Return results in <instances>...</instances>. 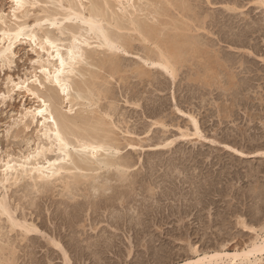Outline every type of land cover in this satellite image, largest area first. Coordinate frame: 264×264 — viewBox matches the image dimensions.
<instances>
[{"label": "rangeland", "instance_id": "1", "mask_svg": "<svg viewBox=\"0 0 264 264\" xmlns=\"http://www.w3.org/2000/svg\"><path fill=\"white\" fill-rule=\"evenodd\" d=\"M75 1L78 3L80 1H83L82 3H84L85 5L88 4L86 5V7L90 6L91 4L89 0ZM93 1L97 3L98 1H100L102 3H100L99 6H102L103 8L106 7V0ZM178 1L175 2V0H172L171 4L180 3L181 0L179 2ZM186 1L189 4L186 3L187 5L185 7L181 5L180 7L187 9V6L191 5L192 3L193 6H189V9L187 10H183L180 7L177 8V6H179L178 4H170V6H168L170 2L168 4L166 2L164 5H162L163 2L161 3V6H163L162 8H164V11L167 7H169V9H166V12L168 11V14H163V17L161 16L162 18L159 17V15L158 19H168V21L171 23V26L173 25L172 28H170V24L166 27V24H168L167 20L165 26H161L162 23H165L163 20V22H159L158 20V23L156 19H152V16L149 15V11H147L150 9H154L152 4H150L149 8L147 6H144V3L146 5L149 4V2H147L146 0L137 1V6L140 3L139 6L143 7L144 9L143 11H141L140 16L142 15V13H145V16H143L144 14L141 16L142 18H146L149 16L151 18V20H149L150 23L152 22L153 24L154 22L155 25H158L159 30H161L163 27V31H161V38H163L164 43L167 44L165 46L174 47L175 45L178 47V45L180 44L179 48L182 49V51L188 52L182 53L181 63H179L180 65L178 64L177 67L179 68L180 66L181 69H178L179 71L177 70L179 72H177L178 74L176 73L177 77L175 76L173 78L170 73L169 76L167 74V71H164V69L157 65L155 67V65H151L149 63L147 64L144 57L147 52V47L155 49V45L152 44L153 41L151 43L150 41L144 42L138 32H133L131 30H128L127 28L119 29L116 28L114 25L109 26V29L111 28L110 30L116 31L120 34H130V36L133 35L132 37L135 38V40L136 38L142 40L140 41L138 39L135 41L136 43L133 41L132 48H134L135 51L132 50V48H129V50L131 51H129V54L128 52L122 51H110V53L108 52L109 50L105 48L106 51L108 50L106 52L107 54H117L118 59H116V61H118L119 66L123 64L121 68L119 67V70L122 69L120 71L123 72L119 73L118 71L119 75L118 73H112L110 67H108L107 65H104L105 67H101L98 65L99 62L97 60L91 59L92 61H89L93 65H91V63H89V66L86 65L88 64L86 62H89L87 60L83 62L84 64L80 65V68H86L87 71L91 70L92 72H89L93 74H88L89 72H87L85 69L82 71H85L84 75L88 76L84 77L83 74H78V76H76L77 78L75 77V79L77 80L78 77L81 78L82 81L84 79V87H86V85L91 87L88 89L89 92L87 93V95L89 93H93L95 96L92 97L91 101L81 98H79L80 100L74 99L76 102L78 100L79 101L77 102V105L74 106L75 113L73 111L71 114L75 115L79 112L87 113V110L89 109L90 110L88 111V115L91 116L93 112L97 116L100 115L101 112L103 113H101L99 117L104 116L103 119H106L105 121L110 125H107L106 128H110V132L111 130H114L112 132H115L114 134H116L115 137L113 136L115 140L119 138V141L116 140V143L118 141L117 146L119 147V149L121 148L122 150L120 149L121 152H118L116 158H120L119 160H121L120 156L125 157V159L128 156L130 160H128L129 158L127 157V161H131L130 164L132 163L133 165H131V167L129 168H123L126 171L127 175L125 174L123 177H120L121 175L119 171H117L115 168H103L98 171H95L92 174L100 175V180L106 182V177L107 179L109 178L110 182H108L107 180L105 187L110 188L106 189L104 188V186L102 187V189L100 188L99 191L104 194L100 193L99 191L95 192L93 190L90 192L86 191L87 193L84 191H80V197L77 196L76 199H72V194H70L69 191L66 189L67 194H69V197L71 199L68 198L66 190H64L65 188H61L63 187V184H65L62 183V180H60L61 182H54L56 184L52 183L54 185L50 184V189L48 190L41 188V184L38 185L40 189L37 186L36 188L34 186L33 189L31 185L33 186L34 183L28 179L19 181L20 183H15L12 181L6 182L5 184L1 183L2 185L0 184V198H2V196L4 197L7 194V199L10 202L9 204L10 206L12 204L13 207H11L16 212H14L15 216L21 218L20 220L27 219L29 221L30 219V223L39 226L40 229H42V231L44 232V234L46 233L47 235L45 234L46 236L44 237L42 234L43 232L39 234L34 233L32 234L33 236L28 235V237H31L30 240V238L24 236V233L21 231L20 228H16L18 232L15 231V228L14 231H12L11 225L8 224L9 222L7 216L2 215L0 212V247L1 249L5 248L4 250H0L1 254L2 252H4L2 255L0 254V258L2 257L0 262L2 261L3 264H5L7 263V258H9V260L11 262H14L15 264H65V262H63L64 257L62 255V251L47 241V238H49L47 236L50 235L51 237L54 235L53 237L59 239L58 241H60L61 244L63 243L62 245L66 248L68 255H71L70 260L72 264H175L183 262L186 259L195 258L197 254L193 253L194 247H197L200 250V253H202L203 251L213 253L216 250H224L233 253L236 251H240L245 247H248L251 241L257 236V232L260 231L259 228L262 227L264 222V154H262L264 151V7L262 5L260 6L258 2L256 3L255 0H191V2L190 0L189 2L188 0ZM64 2L66 3V1ZM113 2L114 4L112 5ZM112 3L111 5L115 7V10L117 12H119L117 14H122V12H120L121 4L119 5L117 0H112ZM14 4L15 3L13 0H0V12L3 11L12 16L11 10H13V7L15 6ZM66 5L68 4L66 3ZM115 5H118L120 10L116 9ZM226 5L228 6L226 7ZM164 6L167 7L165 8ZM174 6H176V9L174 8ZM170 8L172 11L170 10ZM43 9H45V11ZM130 9H132L130 11L134 10L133 8ZM174 9L180 11L181 16L179 15V12H176ZM46 10L49 12H54L58 10L62 11L63 9L61 8V3H59V0L58 3L57 0H37L35 6H30L29 8H27L29 17L25 19H28L27 21L32 23L36 18H39V16L41 17L42 13L45 16L47 14ZM111 10L113 9L110 8L109 13H113L111 12ZM115 10L113 11L115 12ZM145 10L147 11L148 15L146 14ZM188 10L192 11V13ZM169 12L171 14L174 13V19H171L172 15L170 16ZM181 12L185 17H187L186 19L181 14ZM18 13L21 16L20 12ZM129 13H127L128 16L126 18H130L131 15ZM137 13L139 14V12ZM186 13L189 14L194 21ZM200 13H202V15ZM175 19L177 20L175 21ZM195 20H197L198 22ZM200 20H202L203 22H201ZM155 21L157 22V24ZM183 21L185 22V24L186 22H188V24L191 22L192 24L190 23V25L192 26V28H194L195 26L201 27L202 24L204 25L202 26V28L196 27L194 28L195 30H193L190 29L191 26L189 25V27L188 24H186L185 27ZM173 22H175V24ZM194 22L197 24H202L196 25L194 24ZM127 23L129 22H126V24ZM69 24L71 26L76 25V28L77 26L79 27L80 25H82L78 20L65 21L61 25L65 33H67V31H65L67 30L65 29V25L69 26ZM179 25L185 27V30L183 29V27L181 28L185 32H183V30L179 31ZM127 26H130V24H128ZM176 26H178L176 28L178 33L175 29ZM80 27H83V25ZM164 27L170 29H165ZM40 28L43 29L39 30V28L36 27L39 34L43 33L41 32L43 30L50 32L52 31L51 33H56V36L61 35L59 37L64 38V44H67L69 42V33H67L68 35L63 33V35L59 29L56 30V28L58 27L51 26L50 24H48V22L43 23L42 27ZM173 28L175 30H173ZM211 29L213 30V32L211 31ZM251 29L255 32L251 31ZM164 30H171L170 32H173L172 34L170 32L169 34H167ZM173 33L175 34L173 35ZM176 33L178 35H183L184 33H186L187 35L184 34V36L186 37L183 38L182 35L178 36ZM192 33H194L196 36L197 34H200V37L197 36L199 39H197V37H192V42L189 37V35L192 36ZM212 33L214 34L211 35ZM172 35H177V37L172 39ZM179 37H181L182 39L186 38L190 42L185 41L182 42L183 44L179 43L181 42L180 38L178 39V44L175 43L177 42L176 39ZM21 38L20 41L17 40L18 42L16 41L14 45L15 52L13 55L14 57L12 56V61L7 64L2 62L0 63V172L2 170L1 166L3 164V161L9 158L8 155L11 154L10 156L17 158V156L22 155L24 152H28L30 148L32 150L34 149V147L36 148L38 143H47L45 140H42L45 138H41L42 141H38V139H40V132L38 130L40 129V126L38 123H31L29 127H24L23 123H18V119H20L22 112H24L26 108H31L33 107L32 105L35 106L38 104L37 99L34 96L30 95V93H26L25 90H16L13 92L11 91L12 93L9 91L12 88V83H10L9 80H11L12 78L15 81H18L20 79L24 80L25 78H31V80H33L35 75L40 76V60L42 61V59H46L48 57V53L42 50L41 47L35 44L30 38ZM170 40L172 42L175 41V44H172ZM200 40H203L204 42ZM213 42L214 45H212ZM95 44L96 45H92L91 48H93V46H96V48L94 47V49H98V52L99 50H103L99 52H102L100 54V57H105V54L102 55L103 53H105L104 48L98 47L97 43ZM181 44L183 48H181ZM206 44L209 47L207 46L206 48ZM186 46H191L193 50L191 49V47L188 48ZM139 48L140 51L143 49L141 53L136 52ZM197 48L199 49L196 50ZM188 50L191 51L189 52ZM199 50L201 51L200 53L198 52ZM195 51L199 53V55ZM131 53L134 54L132 55ZM107 54L106 56H109ZM136 54L140 57H138ZM195 54H197V58ZM191 55L193 57L195 56V58H192ZM44 56L46 57L44 58ZM188 56L191 58V63L188 62L190 60L189 58L188 61L186 60ZM183 57L185 58L183 59ZM223 58L226 59L224 60ZM192 59H194L195 61L193 62ZM223 60L225 63L223 62ZM93 62H97L95 63L97 64V67H95L96 65ZM119 62H121V64ZM144 62L146 64H144ZM183 63L184 67H181ZM207 63L209 65H207ZM98 67L102 70H100ZM215 67H217L218 70ZM258 68L260 70H257ZM107 69H109V73H107ZM138 70H140L141 72H138ZM95 71L98 72V75H95ZM143 72L146 73L143 74ZM204 73H207L208 75H204ZM110 74H112L113 77ZM138 74L142 76V78ZM89 75L94 76H92V78ZM95 76H98V79ZM205 76L207 77L206 79L204 78ZM85 78H87L88 81L85 80ZM94 78L95 80L93 81H96V83L92 82V79ZM204 80L206 81L204 82ZM89 82L91 85H89ZM97 83L99 85V88H96ZM46 85L47 86L45 87L40 86V91H48L50 85ZM7 86L9 87V90H7ZM100 86L104 87V89ZM93 89L95 90V92ZM107 89H109L110 91H108ZM90 90L93 92H91ZM101 90H103V93ZM8 91V95L10 96L6 95ZM73 94H75L74 91ZM60 98L62 100L63 95H60ZM96 99L98 101H95ZM75 101H73L74 104H76ZM62 103L64 110L67 111L70 103L68 101L63 102V100ZM81 105L86 106V108ZM108 105H110V107ZM112 105H115V108ZM80 108L82 110L86 109V111H82L80 110ZM93 108L97 111H91L93 110ZM114 110H117L115 111L116 113L112 112ZM109 111H111L110 114L112 115L109 114ZM107 113L109 114V117ZM95 114H93V116H95ZM193 117L199 122L202 131V136H194L196 130L193 123ZM108 119L112 120L109 121ZM113 122L116 126H114ZM112 126L114 127L112 128ZM112 132L111 135H114ZM184 132L188 136L185 135V137H182L181 134L183 135ZM165 140L168 145L165 144ZM130 141H132L131 144ZM227 145L235 147L245 153L246 151L247 153H255L256 151V153H258V150L261 153L256 154L254 156H250V158H243L239 155H236V153L230 148L226 147ZM51 155L56 156V153H52L50 154V156ZM172 171L175 173H172ZM74 172L78 171L74 170ZM91 172L92 171H87V173L89 174H91ZM127 172L130 174H128ZM178 172L181 174H179ZM197 172H199V174ZM109 175L112 176L108 177ZM164 175L165 178H163ZM103 176L105 180L103 179ZM114 177H116V180ZM111 178H114V180ZM122 178L126 181H123ZM130 178L132 179L130 180ZM28 182L30 186L28 185ZM91 182L92 179L89 183ZM119 182L122 186L119 184ZM10 183H12V185ZM108 183H110L111 186H113L112 184L114 183L116 185L111 187ZM255 185L257 189L255 188ZM37 188L40 193L38 192V190H35ZM51 188H53L54 190ZM51 190L54 192H52ZM59 190L64 194L59 192ZM129 190H131L132 192ZM43 191H45V193ZM108 191L110 194L108 193ZM219 191H221V193H219ZM230 191L233 192V194ZM41 192L44 193V196L41 194ZM59 193H61V195H59ZM82 194L88 195L82 196ZM62 195L64 199L62 198ZM124 196L127 197L125 198ZM65 197L67 198L65 199ZM203 200H205L206 204H203ZM61 201H63L62 204H65L66 202V205L67 203L68 205L70 203V205L68 207L64 204L62 205L61 203H59ZM140 203L143 205V207ZM57 205L60 206V208ZM76 205L78 207H76ZM145 205H147L146 207L149 208L148 210ZM80 206L82 207V210ZM86 208L88 209V211ZM92 210L96 211L92 212ZM117 210L119 213L117 212ZM120 211H122L123 214H121L122 212ZM199 212L201 215L199 214ZM90 213H92V215ZM209 213L211 216L208 215ZM95 215L96 217H99H97V219L99 220H97V222L95 220L96 217H94ZM116 216H118V218ZM120 216L121 218L119 219ZM109 217L111 218V220ZM259 217L261 219H259ZM79 218L83 220H79ZM181 218H184V220ZM198 220L201 222H199ZM111 221L113 223H111ZM242 221L245 222L248 226L245 227ZM143 223L145 225H142ZM201 224L203 225V227H201ZM92 225H95L94 228L97 227L96 230H92ZM141 226L143 227L141 228ZM115 227L116 229L119 228L120 231L118 229L115 230ZM173 228H176L177 230H174ZM222 228L224 229L222 230ZM179 230L180 232H178ZM83 231H85V233ZM204 231L206 232V234ZM21 233L23 235H20ZM22 236L25 238L23 239ZM42 236L44 238H42ZM32 237H34V239H32ZM223 245L225 246L223 247ZM12 249L15 251H13ZM8 251L11 253V255L6 254L9 253ZM6 255L9 257L5 258ZM3 256H5L4 259L6 260L3 259ZM13 258H16V260H14ZM47 258H49L50 260H48ZM256 264H264V255L261 257V260H259Z\"/></svg>", "mask_w": 264, "mask_h": 264}, {"label": "bare ground", "instance_id": "2", "mask_svg": "<svg viewBox=\"0 0 264 264\" xmlns=\"http://www.w3.org/2000/svg\"><path fill=\"white\" fill-rule=\"evenodd\" d=\"M14 1V7H13V10H11L12 12V16H10V14H7L3 11L0 12V63H10L12 61V56L14 55V45L16 43L17 40L20 41V38L21 37H26V38H30L35 44L39 45V47H41L42 50H44L45 52H47V58L46 59H42V61L40 60V76L38 75H35L34 79L31 80V78H25L24 80L23 79H20L18 81H15L13 78L10 81V83H12V88L11 90H9V87L7 86V90H9L10 92L12 91H16V90H25L26 93H30V95L34 96L36 99H37V102L38 104L37 105H32L33 107H29V108H26L24 110V112H22L21 116H20V119H18V123H23L24 124V127H29L31 125V123H38L39 126H40V129L39 132H40V136L38 139L41 140V138H45V139H42V140H45L47 143H43L42 144H39L37 145V147L32 150L30 148V150L28 152H24L22 155L20 156H17V158L13 157V156H9V158H7L6 160H2L3 161V164H2V170L0 172V184H5L6 182H19V181H22V180H31L34 184L33 186L31 185V187H33L34 189V186L36 188V186L38 187L39 184H41V188L43 189H50V184L56 182V181H60L62 180L63 182L62 183H65L63 184V187L61 188H65L64 190H68L70 194H72V199H76V197H80L79 193L80 191H99L100 188L102 189V187L104 186V188L106 189H109L110 187H105V184L107 183V180L108 182L109 181V178L107 179L106 177V182H104L103 180H100V175H95V174H92L93 172L95 171H98L100 169H103V168H108V169H113L115 168L117 171H119L120 173V177H123L125 174H126V171L123 169V168H129L131 167L132 163L130 164L131 161H127V157L125 159V157H121V160H119L120 158H116V155L118 154V152L120 151L119 147L117 146L118 145V141H119V138L116 139L118 140L117 143H116V140H115V136L116 134H114L115 132H112L114 130H111V132L114 134V135H111V132H110V128H109V124L105 121L106 119H103L104 116H101V113L100 115H96L94 112L93 114H95V116H92L91 115H88V111L90 110H87V113L85 112H79L78 114H71L73 111L75 113V108L74 106L77 105V102L80 100L79 98L81 99H87V100H92V97L95 96L93 93H89L87 95V93L89 92L88 89L91 88L89 87L88 85H86V87H84L83 85V81L81 78L78 77V80L75 79L76 76H78V74H83L84 75V72L82 70H85L86 68L82 69L80 68V65L81 64H84L83 62L85 61H89L91 59L93 60H97L99 62V66H104V65H107L108 67H110V70L112 73H115L117 74L118 71L119 73H122L123 71H120L122 69L119 70V67L121 68L122 65L119 66L118 64V61H116V59H118L117 57V54H107L106 52H116V51H122V52H128L129 54V48H132V43L133 41L135 42L136 40H138L139 38H133L132 36L129 35H126V34H120L116 31H112L109 29V26L111 25H114L116 28H119V29H123V28H127L128 30H131V31H135V32H138L139 35L141 36L142 40L144 42H149L150 43L153 41V45H155V49H152L151 47H147V52H146V55L144 57L145 61L147 62V64H151V65H156L161 67L162 69H164V71H167L168 75L170 76V74L173 76V78L177 75L176 73L181 69L180 66L179 68L178 67V64L181 63V56H182V53H185L187 51H182V49H180V44L177 46L174 45V47H166L164 43V39L161 38V31H163V27L161 30H159V26L158 25H155L154 22L152 24V22L150 23L149 20H151V18L148 16L146 18H142L141 16H145V13H142V15L140 16V13L141 11H143V7H140L139 4L137 6V1H143V0H117L118 4L120 5L121 4V11L122 14H117L119 12H117L115 10V7L112 6L114 4V2L112 3V0H104L105 3H106V7L107 9L103 8L102 6H99L100 1L97 2H94L93 0H89L91 2L90 6L86 7V5L88 4H84L82 3L83 1H80L79 3L76 2L75 0H59V3H61V8L63 9L62 11L58 10V11H54V12H49L46 10V15L44 16L43 13H42V16L39 18H34V22L30 23L28 22L25 18L29 17V14L27 12V8H29L30 6H35L36 3H37V0H13ZM51 1V0H50ZM56 1V0H55ZM66 1V3L68 5H66V3L64 2ZM78 1V0H77ZM96 1V0H95ZM147 2H149L148 5H146L144 2V6L146 7H149L150 8V4L153 5V8L154 9H150V10H147L149 11V15L152 16V19H156V21L158 22H161L163 19H158V16L159 17H163V14H168V11L166 12V9L169 7H165V11H164V8H162L163 6H161V3L163 2L162 5H164L166 2L167 4L169 3L168 6H170L172 0H146ZM178 1V0H175V2ZM180 1V0H179ZM178 1V2H179ZM182 1V2H181ZM180 3H177L179 6H177V8L181 6L185 7L187 4V1L186 0H181ZM226 1V0H225ZM256 3L258 2L260 4V6L262 5L264 7V0H255ZM40 2V1H38ZM48 2V1H47ZM65 4H64V3ZM88 2V1H87ZM189 2V0H188ZM191 2V0H190ZM56 3V2H54ZM57 3H58V0H57ZM89 3V2H88ZM112 3V5H111ZM174 3V2H173ZM187 3V4H186ZM13 4V3H12ZM51 4V3H50ZM177 4H171V5H177ZM229 4V3H228ZM30 5V6H28ZM52 5H53V1H52ZM191 5L193 6V4L191 3ZM189 5V6H191ZM235 5V4H234ZM28 6V7H27ZM116 6V9H119V6L118 5H115ZM118 6V8H117ZM143 6V5H141ZM189 6H187L189 9ZM228 5H226L227 7ZM60 7V6H59ZM176 6H174L175 8ZM113 9L115 10V12L113 10H111V12L113 13H109V10ZM130 8H133L134 10L133 11H130L132 9ZM181 8V7H180ZM192 8V7H191ZM190 8V10H191ZM230 8V7H228ZM233 8V7H232ZM231 8V9H232ZM12 9V8H11ZM119 9V10H120ZM176 9V8H175ZM174 9V10H175ZM183 10H187V9H184V8H181ZM180 9V10H181ZM33 10V9H32ZM45 11V9H43ZM54 10V9H53ZM171 10V8H170ZM188 10V11H190ZM146 11V10H145ZM147 11H146V14H147ZM164 13H163V12ZM172 11V10H171ZM170 11V12H171ZM176 12H179V15H180V11L178 10H175ZM182 11V10H181ZM21 14V16L19 15V13ZM130 12V13H129ZM139 12V14L137 13ZM169 12V13H170ZM192 13V11H190ZM196 12V11H195ZM9 13V12H8ZM45 13V12H44ZM127 13H129L131 16L130 18H126L128 15ZM185 13V12H184ZM189 13V12H188ZM174 14V13H173ZM173 14H169L170 16L172 15L171 19L174 17ZM181 14L183 15V13L181 12ZM187 14V13H186ZM195 14V13H194ZM193 14V15H194ZM197 14V13H196ZM202 15V13H200ZM148 15V14H147ZM177 15V14H175ZM188 16H190L189 14H187ZM199 15V14H198ZM32 16V15H31ZM168 16V15H167ZM166 16V17H167ZM181 16V15H180ZM184 16V15H183ZM182 16V17H183ZM205 16V15H204ZM36 17V16H35ZM161 17V18H162ZM165 17V16H164ZM178 17V16H176ZM181 17V19H182ZM185 17V16H184ZM206 17V16H205ZM32 18V17H31ZM170 18V17H168ZM180 18V17H179ZM179 18H178V21H179ZM187 17H185L186 19ZM190 18L192 19V17L190 16ZM201 18V17H200ZM25 19V20H24ZM174 19V18H173ZM180 19V20H181ZM184 19V20H185ZM189 19V18H188ZM204 19V18H203ZM73 20H78L80 21V23L83 25V27H80L82 25H80L79 27L77 26L76 28V25H73L71 26L69 24V26H66L65 25V31H67V33L70 34V37H69V42L67 44H64V38L62 37H59V36H56L55 34L51 33L50 31H41L43 33L39 34L36 27L39 28V30L43 29V28H40L42 27L43 23L45 22H48V24H50L51 26H55V27H58L56 28V30H60V32L63 34H67L63 31V27H61V25L65 22V21H73ZM114 20V21H113ZM128 20V21H127ZM168 21V19H166ZM166 20H163L165 23L161 24V26H165L166 24ZM177 19H175L176 21ZM193 20V19H192ZM199 20V19H198ZM155 21V22H156ZM162 21V22H163ZM177 21V22H178ZM186 21V20H185ZM194 21V20H193ZM197 21V20H195ZM201 22H203L202 20H200ZM205 21V20H204ZM77 22V21H76ZM75 22V24H76ZM114 22V23H113ZM126 22H129L126 24ZM156 22V24H157ZM158 22V23H159ZM182 22V21H180ZM184 22V21H183ZM198 22V21H197ZM175 24V22H173ZM191 23V22H190ZM190 23L188 24V22H186V24H188V26L190 25ZM205 23V22H204ZM68 24V23H67ZM128 24H130V26H127ZM171 26V23L168 21V24H166V27L167 25ZM179 24V23H178ZM183 24V23H182ZM185 24V22H184ZM186 24H185V27H186ZM192 24V23H191ZM194 24L198 25V24H202V23H195ZM207 24V23H206ZM247 24V23H246ZM256 24V23H255ZM254 24V26H255ZM177 25V24H176ZM181 25V24H180ZM176 26L175 29L178 27L179 31H182L185 27L183 26ZM204 24H202L203 26ZM212 25V24H211ZM45 26V25H44ZM191 26V25H190ZM189 26V27H190ZM201 26V25H200ZM199 27V26H195L194 28L198 27V28H202ZM258 26V24H257ZM264 26V25H263ZM164 27L165 29H170L173 27V25L170 27V28H166ZM183 27V29H181ZM194 28H192V26L190 27V29H193L195 30ZM205 28V27H204ZM173 28V30H175ZM206 29V28H205ZM254 29V28H253ZM259 29V28H258ZM48 30V28H47ZM172 30V29H171ZM170 30V31H171ZM185 30V29H184ZM183 30V32H185ZM199 30V29H197ZM203 30V29H202ZM246 30V29H245ZM244 30V31H245ZM256 30V29H255ZM262 30V29H261ZM165 31V30H164ZM168 31V32H167ZM169 30H166L165 32L167 34H169L170 32ZM188 31V30H187ZM207 31V30H206ZM210 31V29H209ZM211 31L213 32V30L211 29ZM251 31L255 32L254 30L251 29ZM121 32V31H120ZM173 32V31H172ZM172 32H170L172 34ZM176 32H177V29H176ZM198 32V31H196ZM247 32V31H246ZM124 33V32H122ZM178 33V32H177ZM176 33V34H177ZM188 33V32H187ZM195 33V32H194ZM192 33L189 37L190 39L192 37H197L199 36L200 37V34L197 36ZM211 33V32H209ZM227 33V32H226ZM257 33V32H256ZM63 34V35H64ZM164 34V33H163ZM175 33H173L174 35ZM185 35H187L186 33H184ZM184 34L182 35L183 38L186 37L184 36ZM214 33H212L211 35H213ZM216 34V33H215ZM68 35V34H67ZM172 35V36H173ZM178 35V34H177ZM177 35L173 36V38H176ZM180 35V34H179ZM178 35V36H179ZM180 35V36H181ZM195 35V36H194ZM219 35V34H218ZM226 35V34H225ZM163 36V35H162ZM170 36V35H169ZM246 36V35H245ZM137 37V36H136ZM188 37V36H187ZM202 37V36H201ZM248 37V35H247ZM181 37L177 38V43L178 44V39H180ZM25 39V38H24ZM197 39H199L197 37ZM22 40V38H21ZM67 40V39H66ZM91 40H94V41H91ZM140 40V39H139ZM140 40V41H142ZM175 40V39H174ZM184 40V41H183ZM194 40V38H193ZM206 40V39H205ZM226 40V39H225ZM181 42L179 43H182V42H190L189 40H187L186 38L185 39H182L180 40ZM192 41V39H191ZM196 41V39H195ZM200 41H203V40H200ZM199 41V42H200ZM207 41V40H206ZM212 41V40H211ZM215 41V40H214ZM18 42V41H17ZM139 42V41H137ZM170 42H172L170 40ZM172 42V44L174 43ZM193 42V41H192ZM198 42V41H197ZM204 42V41H203ZM208 42V41H207ZM95 43H97L98 47L100 48H104V51L105 53H103L102 55L105 54V57H100V54L102 53H99L100 51H103V50H99L98 52V49H94V47L96 48V46H93L92 45H96ZM136 43V42H135ZM174 43V44H175ZM195 43V42H194ZM210 43V42H209ZM147 44V43H146ZM183 44V43H182ZM182 44H181V48L182 47ZM185 44V43H184ZM190 44V43H189ZM196 44V43H195ZM199 44V43H198ZM203 44V43H202ZM205 44V43H204ZM208 44V43H207ZM206 44V48H207V45ZM188 45V44H187ZM194 45V44H192ZM201 45V44H200ZM210 45V44H209ZM214 45V42L213 44ZM243 45V44H242ZM137 46V45H136ZM139 46V45H138ZM144 46V45H143ZM148 46V45H147ZM173 46V45H172ZM185 46V45H183ZM203 46V45H202ZM252 46V45H251ZM134 47V46H133ZM188 47V46H186ZM191 47V46H189ZM188 47V48H189ZM198 47V45H197ZM209 47V46H208ZM216 47V45H215ZM105 48H107L108 50L106 51ZM136 48V47H135ZM144 48V47H143ZM146 48V47H145ZM188 48H185V49H188ZM205 48V50H206ZM258 48V47H257ZM94 49V50H93ZM192 49V47H191ZM199 48H197L196 50H198ZM220 49V48H219ZM259 49V48H258ZM132 50L135 51L134 48H132ZM143 50V49H142ZM141 50V51H142ZM193 50V49H192ZM195 50V49H194ZM201 50V49H200ZM198 51L199 53L201 51ZM204 50V51H205ZM221 50V49H220ZM140 51V48L138 49V51L136 52H139L141 53ZM189 51V50H188ZM191 51V50H190ZM189 51V52H190ZM211 51V50H210ZM253 51V50H252ZM110 52V53H111ZM131 52V51H130ZM133 52V51H132ZM145 52V51H144ZM196 52V51H195ZM257 52V51H256ZM121 53V52H120ZM135 53V52H134ZM133 53V54H134ZM188 53V52H187ZM194 53V52H193ZM197 53V52H196ZM199 53H197L199 55ZM204 53V52H203ZM208 53V52H207ZM210 53V52H209ZM221 53V52H220ZM227 53V52H226ZM252 53V52H251ZM254 53V52H253ZM109 55V56H106ZM132 54V53H131ZM132 54V55H133ZM138 54V53H137ZM136 54V55H137ZM192 54V53H191ZM197 54L196 55V58H197ZM206 54V53H205ZM219 54V53H217ZM120 55V54H119ZM135 55V56H136ZM140 55V54H139ZM143 55V54H141ZM194 55V54H193ZM202 55V54H201ZM200 55V56H201ZM228 55V54H227ZM231 55V54H230ZM138 56V55H137ZM187 56V55H186ZM192 56V55H191ZM213 56V55H212ZM211 56V57H212ZM225 56V55H224ZM14 57V56H13ZM46 56H44L45 58ZM117 57V58H116ZM140 57V56H138ZM210 57V58H211ZM230 57V56H228ZM260 57V56H259ZM262 57V56H261ZM120 58V57H119ZM143 58V57H141ZM185 57H183L184 59ZM190 60H189V59ZM192 58H195V56ZM200 58V57H199ZM202 58V57H201ZM207 58V57H206ZM221 59V58H220ZM224 59V58H223ZM226 59V58H225ZM224 59V60H225ZM141 60V59H139ZM186 60L188 62L191 61V58L188 56L186 58ZM223 60V62H224ZM38 61V60H37ZM92 61V60H91ZM144 61V60H143ZM184 61V60H183ZM186 61V62H187ZM192 61L194 62L195 60L192 59ZM257 61V60H256ZM187 62V63H188ZM228 62V61H227ZM237 62V61H236ZM240 62V60H239ZM247 62V61H246ZM245 62V63H246ZM88 64L86 65H90L89 63H91L90 61L89 62H86ZM94 64L97 63V62H93ZM121 64V62H119ZM143 63V62H142ZM191 63V62H190ZM206 63V61H205ZM214 63V62H212ZM225 63V62H224ZM229 63V62H228ZM242 63V62H241ZM243 63V64H245ZM109 64V65H108ZM140 64V63H139ZM144 64H146L144 62ZM204 64V63H203ZM211 64V63H210ZM219 64V63H218ZM248 64V63H247ZM91 65H93L91 63ZM96 65V66H95ZM94 66L97 67V64H95ZM180 65V64H179ZM189 65V64H188ZM196 65V63H195ZM199 65V64H198ZM207 65H209L207 63ZM230 65V64H229ZM260 65V64H259ZM139 66V65H138ZM184 67V63L183 65H181V67ZM191 66V65H190ZM213 66V65H211ZM219 66V65H218ZM232 66V65H231ZM247 66V65H246ZM262 66V65H261ZM83 67V66H82ZM105 67V66H104ZM103 67V68H104ZM153 67V66H152ZM206 67V66H205ZM223 67V66H222ZM229 67V66H228ZM99 68V67H98ZM107 68V67H106ZM217 68V67H215ZM233 68V67H232ZM253 68V67H252ZM263 68V67H262ZM100 69V68H99ZM139 69V68H137ZM179 69V70H178ZM208 69V68H207ZM214 69V68H213ZM227 69V68H226ZM102 70V69H100ZM105 70V69H103ZM109 69H107L108 71ZM178 70V71H177ZM200 70V69H199ZM203 70V69H202ZM218 70V68H217ZM216 70V72H217ZM221 70V69H220ZM244 70V69H243ZM251 70V68H250ZM257 70H260L259 68ZM87 71V69H86ZM91 70H88L87 72H89ZM137 71V70H136ZM140 70H138L139 72ZM207 71V70H205ZM209 71V70H208ZM213 71V70H212ZM92 72V71H91ZM89 72L88 74H93ZM110 72V73H111ZM137 72V73H138ZM141 72V71H140ZM251 72V71H250ZM96 73L95 75H98V72H94ZM109 73V71L107 72ZM118 73V75H119ZM146 73V72H143V74ZM170 73V74H169ZM179 73V72H178ZM177 73V74H178ZM114 74V75H115ZM208 75L207 73H204V75ZM80 75V76H81ZM112 75V74H110ZM121 75V74H120ZM139 75V74H138ZM141 75V73H140ZM139 75V76H140ZM198 75V74H197ZM196 75V76H197ZM88 75H84V77H86ZM90 76V75H89ZM94 75H91L90 77H92ZM147 76V74H146ZM200 76V75H199ZM89 77V78H90ZM96 77V76H95ZM98 77V76H97ZM96 77V78H97ZM111 77V76H110ZM113 77V75H112ZM142 78V76H140ZM144 77V76H143ZM77 78V77H76ZM83 78V76H82ZM93 78V77H92ZM197 78V77H196ZM205 79L207 78L206 76L204 77ZM211 78V77H210ZM209 78V79H210ZM81 79V80H79ZM98 79V78H97ZM176 79V78H175ZM174 79V80H175ZM199 79V78H198ZM213 79V78H212ZM85 80H87V78H85ZM92 79V82H94ZM59 81V82H57ZM88 81V80H87ZM206 80H204L205 82ZM208 81V80H207ZM85 82V81H84ZM91 82V81H90ZM89 82V85H91ZM96 83V81L94 82ZM233 83V81H232ZM246 83V82H245ZM46 84L50 85L49 87V90L48 91H40V86H47ZM86 84V83H85ZM231 84V83H230ZM229 84V85H230ZM238 84V82H237ZM202 85V84H201ZM210 85V84H209ZM208 85V86H209ZM240 85V84H239ZM88 86V87H87ZM206 86V85H205ZM211 86V85H210ZM234 86V84H233ZM242 86V85H241ZM99 88V85L97 83V86L96 88ZM102 87V86H100ZM87 88V89H86ZM104 89V87H102ZM107 88V87H106ZM227 88V87H226ZM229 88V87H228ZM235 88V87H234ZM250 88V87H249ZM110 89V88H109ZM109 89H107L108 91H110ZM231 89V87H230ZM94 90V89H93ZM97 90V89H96ZM225 90V89H224ZM228 90V89H227ZM226 90V91H227ZM248 90V88H247ZM9 91L6 93V95L9 94ZM73 91L75 92V94H73ZM91 91V90H90ZM102 93H103V90H101ZM11 92V93H12ZM93 92V91H91ZM95 92V90H94ZM99 92V91H98ZM242 92V91H241ZM5 93V92H3ZM104 93H105V90H104ZM107 93V91H106ZM110 93V92H109ZM108 93V94H109ZM98 94V93H97ZM96 94V95H97ZM4 95V94H2ZM60 95H63V102L64 101H68L70 104H69V108L66 110H64L63 108V103H62V100L60 98ZM102 95V94H100ZM10 96V95H8ZM76 96V97H75ZM99 96V95H98ZM104 96V95H102ZM7 97V96H5ZM107 97V96H106ZM134 97V96H133ZM99 98V97H98ZM103 98V97H102ZM74 99H79L77 102L74 100ZM95 99V98H94ZM102 100V99H100ZM73 101H75L76 104L73 103ZM95 101H98L97 99ZM94 103V102H93ZM81 104V102H80ZM83 104V102H82ZM89 104V103H87ZM177 104V103H176ZM79 105V104H78ZM81 106H84V105H81ZM99 106V105H98ZM110 107V105H108ZM113 107L115 105H112ZM86 108V106H84ZM104 107V106H103ZM177 107V106H176ZM82 108V107H81ZM80 108V110H82ZM89 108V107H88ZM87 108V109H88ZM96 108V107H95ZM115 108V107H114ZM84 109V108H83ZM98 109V108H97ZM117 109V108H116ZM178 109V107H177ZM95 112L97 111L96 109L93 108V110L91 111H94ZM99 110V109H98ZM113 110V108H112ZM118 110V109H117ZM117 110H114L112 112H115ZM179 110V109H178ZM77 111V110H76ZM78 111H79V107H78ZM82 111H86V109L82 110ZM101 111V110H100ZM108 111V110H107ZM221 111V109H220ZM232 111V110H231ZM106 112V111H104ZM111 111H109V114H110ZM184 112V111H183ZM77 113V112H76ZM99 113V111H98ZM116 113V112H115ZM103 114V113H102ZM108 114V113H107ZM109 114H108V117H109ZM112 115V114H110ZM97 116V117H96ZM193 116V115H191ZM256 116V115H255ZM112 117V116H111ZM252 117V115H251ZM106 118V117H105ZM109 121H111L110 119H108ZM108 121V122H109ZM191 121V120H190ZM158 122V121H157ZM112 123V122H110ZM114 123V122H113ZM193 123H194V126H195V133H194V136L195 135H199V136H202V131H201V128H200V125H199V122L197 119H195L193 117ZM192 123V124H193ZM108 126L109 129L106 128V126ZM112 125V124H111ZM114 126L115 123H114ZM112 126V128L114 127ZM193 126V127H194ZM39 128V127H37ZM111 128V129H112ZM27 129V128H26ZM29 129V128H28ZM185 133V132H184ZM183 135L181 134V136L185 137V135H187L186 133ZM188 133V132H187ZM189 134V133H188ZM204 134V133H203ZM114 136V137H113ZM188 136V135H187ZM191 136V135H189ZM205 136V135H204ZM150 137V136H149ZM206 137V136H205ZM204 137V138H205ZM199 138V137H198ZM149 139V138H148ZM41 140V141H42ZM134 140V139H133ZM141 140V139H140ZM147 140V139H146ZM145 140V141H146ZM161 140V139H160ZM213 140H216V139H213ZM135 141V140H134ZM143 141V140H142ZM148 141V140H147ZM164 141V140H163ZM173 141V140H172ZM218 141V140H217ZM216 141V142H217ZM132 141H130V144H131ZM151 142V141H150ZM166 142V140H165ZM215 142V143H216ZM219 142V141H218ZM41 143V142H40ZM138 143V142H137ZM162 143V142H161ZM120 144V143H119ZM157 144V143H156ZM165 144L168 145V143L166 142ZM173 144V143H172ZM225 144V143H224ZM228 144V143H226ZM151 145V144H150ZM155 145V144H154ZM161 145V144H160ZM36 146V144H35ZM128 146V145H127ZM131 146V145H130ZM134 146V145H132ZM143 147V146H141ZM226 147L230 148L231 150H233L236 155H239L241 157H249L250 156H254L256 154H259L261 152H259L258 150V153H246L235 148V147H232L230 145H227ZM122 150V149H121ZM121 152V151H120ZM119 152V153H120ZM52 153H56V156H50V154ZM233 153V152H232ZM264 154V151L263 153ZM123 155V154H122ZM115 157V158H114ZM129 158V157H128ZM125 159V160H123ZM187 159V158H186ZM198 159V158H197ZM130 160V158L128 159ZM135 162V161H134ZM174 162V161H173ZM190 162V161H189ZM198 162V161H197ZM205 162V161H204ZM134 164V163H133ZM136 164V163H135ZM177 164V163H176ZM168 165V164H167ZM173 165V164H172ZM181 165V163H180ZM185 165V164H183ZM189 165V164H188ZM187 165V166H188ZM133 166V165H132ZM169 166V165H168ZM171 166V165H170ZM154 167V166H153ZM152 167V168H153ZM185 167V166H183ZM172 168V167H171ZM191 168V167H190ZM1 169V168H0ZM176 169V168H175ZM178 169V168H177ZM180 169V168H179ZM75 171H78V172H74ZM138 170V169H137ZM140 170V169H139ZM255 170V169H254ZM87 171H92L91 174L87 173ZM111 171V170H110ZM134 171V170H133ZM154 171V170H153ZM157 171V170H156ZM175 171V170H174ZM201 171V170H200ZM259 171V170H258ZM105 172V171H104ZM135 172V171H134ZM167 172V171H166ZM165 172V173H166ZM224 172V171H223ZM222 172V173H223ZM97 173V172H96ZM100 173V172H99ZM112 173V172H111ZM117 173V172H116ZM122 173V174H121ZM128 173V172H127ZM172 173H175L172 171ZM171 173V174H172ZM179 173V172H178ZM199 174V172H197ZM227 173V172H226ZM101 174V173H100ZM103 174V173H102ZM105 174V173H104ZM130 174V173H128ZM181 174V173H179ZM178 174V175H179ZM193 174V173H192ZM206 174V173H205ZM209 174V173H208ZM230 174V173H229ZM228 174V175H229ZM114 175V174H113ZM127 175V174H126ZM140 175V173H139ZM154 175V174H153ZM158 175V174H157ZM176 175V174H175ZM186 175V174H185ZM211 175V174H210ZM239 175V174H238ZM251 175V174H250ZM112 176V175H111ZM110 175L108 177H111ZM116 176V175H115ZM149 176H152V175H149ZM161 176V175H160ZM203 176V175H202ZM208 176V175H207ZM215 176V175H214ZM223 176V175H222ZM126 177V176H125ZM130 177V176H128ZM137 177V176H135ZM163 177V176H162ZM168 177V176H167ZM191 177V176H190ZM193 177V176H192ZM205 177V175H204ZM221 177V176H220ZM219 177V178H220ZM251 177V176H249ZM115 180H116V177H114ZM114 178H111L114 180ZM127 178V177H126ZM151 178V177H150ZM165 178V175L164 177ZM181 178V177H180ZM196 178V177H195ZM227 178V177H226ZM239 178V177H238ZM92 179V182H90V180ZM102 179V177H101ZM103 179H104V176H103ZM110 179V180H111ZM118 179V178H117ZM123 179V178H122ZM121 179V180H122ZM128 179V178H127ZM132 178H130L131 180ZM198 179V178H197ZM105 180V179H104ZM192 180V179H191ZM89 181V182H88ZM123 181H126L123 179ZM149 181V180H148ZM153 181V179H152ZM27 182V181H26ZM61 182V181H60ZM112 182V181H111ZM137 182V180H136ZM159 182V181H157ZM156 182V183H157ZM174 182V181H173ZM192 182V181H191ZM221 182V181H220ZM219 182V183H220ZM20 183V182H19ZM89 183V184H87ZM117 183V181H116ZM132 183V182H130ZM129 183V184H130ZM169 183V182H168ZM197 183V182H196ZM203 183V181H202ZM1 184V185H2ZM12 185V183H10ZM9 184V185H10ZM56 184V183H54ZM52 184V185H54ZM58 184V183H57ZM110 186L111 184L108 183ZM107 184V185H108ZM120 184V182H119ZM123 184V182H122ZM153 184V182H152ZM186 184V183H185ZM188 184V182H187ZM209 184V183H208ZM8 185V183H7ZM16 185V184H15ZM28 185H29V182H28ZM51 185V186H52ZM60 185V184H59ZM65 185V186H64ZM113 186H115L116 184H112ZM121 185V184H120ZM118 185V186H120ZM125 185V184H124ZM123 185V186H124ZM151 185V184H150ZM155 185V184H154ZM160 185V184H159ZM177 185V183H176ZM193 185V184H192ZM204 185V184H203ZM212 185V184H211ZM217 185V184H216ZM230 185V184H229ZM4 186V185H3ZM30 186V185H29ZM85 186V187H84ZM111 186V187H113ZM122 186V185H121ZM128 186V184H127ZM136 186V185H135ZM146 186V185H145ZM152 186V185H151ZM167 186V185H166ZM191 186V185H190ZM5 187V186H4ZM58 187V185H57ZM84 187V188H83ZM155 187V186H154ZM230 187V186H229ZM234 187V185H233ZM243 187V186H242ZM39 188V187H38ZM35 189V190H38ZM55 188V187H54ZM103 188V190H104ZM146 188V187H145ZM168 188V187H167ZM221 188V187H220ZM228 188V187H227ZM255 188L257 189L256 185H255ZM6 189V188H5ZM32 189V188H31ZM40 189V188H39ZM53 189V188H51ZM57 189V188H56ZM55 189V190H56ZM120 189V188H119ZM131 189V188H130ZM150 189V188H149ZM217 189V188H216ZM226 189V188H225ZM240 189V188H239ZM255 189V190H256ZM42 190V189H41ZM54 190V189H53ZM62 190V189H61ZM67 190H66V194H67ZM127 190V189H125ZM132 190V189H131ZM129 190V191H131ZM171 190V189H170ZM198 190V189H196ZM201 190V189H199ZM234 190V189H233ZM50 191V190H49ZM48 191V192H49ZM52 191V190H51ZM107 191V190H106ZM105 191V192H106ZM137 191V190H136ZM150 191V190H149ZM164 191V190H162ZM239 191V190H238ZM39 192V190H38ZM45 193V191H43ZM41 192V194L44 196V193ZM47 192V191H46ZM54 192V191H52ZM59 192H61L59 190ZM94 192V194H95ZM100 192V191H99ZM104 192V191H103ZM120 192V191H119ZM132 192V191H131ZM130 192V193H131ZM175 192V191H174ZM173 192V193H174ZM203 192V191H202ZM231 192V191H230ZM34 193V191H33ZM40 193V192H39ZM38 193V194H39ZM63 193V192H61ZM61 193H59V195H61ZM87 193V192H86ZM102 193V192H100ZM109 193V191H108ZM121 193V192H120ZM171 193V192H170ZM199 193V192H198ZM215 193V192H214ZM218 193V192H217ZM219 193H221V191H219ZM218 193V194H219ZM233 194V192H231ZM6 194V193H5ZM48 194V193H47ZM64 194V193H63ZM90 194V193H89ZM92 194V195H94ZM99 194V193H98ZM104 194V193H102ZM110 194V193H109ZM117 194V193H116ZM139 194V193H137ZM152 194V193H151ZM161 194V193H160ZM176 194V193H175ZM182 194V193H181ZM209 194V193H208ZM223 194V193H222ZM240 194V193H239ZM4 195V194H3ZM7 195V194H6ZM2 196V198H0V212L2 215H6L7 216V219H8V224L11 225V228H12V231H14V228H15V231L18 232V230H16V228H20L21 231L24 233V236L25 237H28V235H32L34 233H42V229H40L39 226L33 224V223H30V219L29 221L27 219H23V220H20L21 218H18L15 216V211L13 210V206L11 204L10 206V202L9 200L7 199V196ZM46 195V194H45ZM68 195V198L71 199L69 197V194ZM66 195V196H67ZM83 195H88V194H82ZM91 195V194H90ZM107 195V194H105ZM154 195V194H153ZM158 195V194H157ZM203 195V194H202ZM201 195V196H202ZM224 195V194H223ZM228 195V194H227ZM258 195V194H257ZM1 196V195H0ZM65 196V195H64ZM97 196H100V195H97ZM104 196V195H103ZM101 196V197H103ZM115 196V195H114ZM121 196V195H119ZM162 196V195H161ZM169 196V195H168ZM182 196V195H181ZM199 196V195H198ZM211 196V195H210ZM254 196V195H253ZM259 196V195H258ZM61 197V196H60ZM87 197V196H86ZM123 197V196H122ZM125 197V196H124ZM127 197V196H126ZM125 197V198H126ZM146 197V195H145ZM144 197V198H145ZM164 197V196H163ZM222 197V196H221ZM224 197V196H223ZM9 198V197H8ZM41 198V197H40ZM48 198V197H47ZM62 198H63V195H62ZM67 197H65L66 199ZM84 198V197H83ZM82 198V199H83ZM90 198V197H89ZM88 198V199H89ZM97 198V197H95ZM155 198V197H154ZM260 198V197H259ZM264 198V197H263ZM59 199V198H58ZM64 199V198H63ZM80 199V198H78ZM77 199V200H78ZM92 199V198H91ZM111 199V197H110ZM152 199V198H151ZM222 199V198H221ZM127 200V199H126ZM150 200V199H149ZM153 200V199H152ZM157 200V199H156ZM160 200V199H159ZM86 201H87V198H86ZM109 201V200H108ZM116 201V200H115ZM134 201V199H133ZM138 201V200H136ZM142 201V200H141ZM145 201V200H144ZM209 201V200H208ZM54 202V201H53ZM63 201L59 202L62 204ZM68 202V201H67ZM146 202V201H145ZM154 202V201H152ZM156 202V201H155ZM203 204H206L205 203V200H203ZM213 202V201H212ZM229 202V201H227ZM257 202V201H256ZM262 202V201H261ZM75 203V202H74ZM78 203V202H77ZM80 203V202H79ZM87 203V202H86ZM112 203V202H111ZM157 203V202H156ZM264 203V202H263ZM64 204V203H63ZM62 204V205H63ZM81 204V203H80ZM127 204V203H126ZM131 204V203H130ZM133 204V203H132ZM141 204V203H140ZM246 204V203H245ZM66 205V202L65 204ZM70 205V203H69ZM68 203H67V207L69 206ZM78 205V204H77ZM76 205V207H78ZM82 205V204H81ZM84 205V204H83ZM91 205V204H90ZM142 205V204H141ZM161 205V204H160ZM164 205V204H163ZM201 205V204H200ZM243 205V204H242ZM58 206V205H57ZM65 206V207H66ZM94 206V205H93ZM124 206V205H123ZM147 205H145L146 207ZM152 206V205H151ZM175 206V205H174ZM195 206V205H194ZM204 206V205H203ZM247 206V205H246ZM252 206V205H251ZM60 208V206H58ZM64 207V208H65ZM66 207V208H67ZM75 207V206H74ZM81 207V206H80ZM85 207V206H84ZM87 207V206H86ZM112 207V206H111ZM143 207V205H142ZM173 207V206H172ZM207 207V206H205ZM257 207V206H256ZM261 207V206H260ZM16 208V207H15ZM70 208V207H69ZM90 208V207H89ZM96 208V207H95ZM103 208V207H102ZM132 208V207H131ZM147 210L149 209L148 207H146ZM154 208V207H153ZM159 208V207H158ZM181 208V207H180ZM87 209V208H86ZM124 209V208H123ZM127 209V208H126ZM142 209V208H141ZM200 209V208H199ZM207 209V208H206ZM210 209V208H209ZM209 209H208V212H209ZM221 209V208H220ZM67 210V209H66ZM76 210V209H75ZM81 210H82V207H81ZM105 210V209H103ZM110 210V209H109ZM134 210V209H133ZM153 210V209H152ZM212 210V208H211ZM219 210V209H218ZM235 210V209H234ZM237 210V208H236ZM242 210V209H241ZM65 211V210H63ZM88 211V209H87ZM96 211V210H94ZM92 210V212H94ZM127 211V210H126ZM131 211V210H130ZM231 211V210H230ZM254 211V210H253ZM15 212V213H14ZM55 212V211H54ZM81 212V211H80ZM106 212V211H105ZM118 212V210H117ZM122 212V211H120ZM187 212V211H185ZM213 212V211H212ZM222 212V211H221ZM77 213V212H76ZM97 213V212H96ZM111 213V212H110ZM119 213V212H118ZM117 213V214H118ZM139 213V212H138ZM144 213V212H143ZM148 213V212H147ZM162 213V212H161ZM182 213V212H181ZM234 213V212H233ZM0 214V215H1ZM41 214V213H40ZM92 215V213H90ZM99 214V213H98ZM123 214V212L121 213ZM120 214V215H121ZM127 214V213H126ZM129 214V213H128ZM133 214V213H132ZM145 214V213H144ZM143 214V215H144ZM159 214V213H158ZM168 214V213H167ZM200 214V212H199ZM214 214V213H213ZM221 214V213H219ZM62 215V214H61ZM69 215V214H68ZM108 215V214H107ZM110 215V214H109ZM116 215V214H115ZM130 215V214H129ZM128 215V216H129ZM138 215V214H137ZM142 215V216H143ZM181 215V214H180ZM201 215V214H200ZM210 215V213L208 214ZM240 215V214H239ZM242 215V214H241ZM18 216V215H17ZM26 216V215H25ZM63 216V215H62ZM90 216V215H89ZM112 216V215H111ZM126 216V215H125ZM141 216V215H140ZM186 216V215H185ZM205 216V215H203ZM211 216V215H210ZM238 216V215H237ZM27 217V216H26ZM52 217V216H51ZM74 217V216H73ZM91 217V216H90ZM96 217V215L94 216ZM98 217V216H97ZM97 217H96V222H97ZM101 217V216H100ZM105 217V215H104ZM118 218V216H116ZM127 217V216H126ZM132 217V215H131ZM148 217V216H147ZM176 217V216H175ZM178 217V216H177ZM61 218V217H60ZM99 218V217H98ZM110 218V217H109ZM114 218V217H113ZM121 218V216L119 217V219ZM134 218V216H133ZM143 218V217H142ZM141 218V219H142ZM54 219V218H53ZM56 219V218H55ZM78 219V218H77ZM92 219V218H91ZM123 219V217H122ZM121 219V220H122ZM129 219V218H127ZM139 219V218H138ZM165 219V218H164ZM184 220V218H181ZM239 219V218H238ZM259 219H261L259 217ZM61 220V219H60ZM69 220V219H68ZM73 220V219H72ZM79 220H83V219H80ZM102 220V219H100ZM105 220V219H104ZM108 220V218H107ZM111 220V218H110ZM116 220V219H115ZM114 220V221H115ZM131 220V218H130ZM134 220V219H133ZM146 220V219H145ZM182 220V221H183ZM243 220V219H242ZM53 221V220H52ZM99 221V220H98ZM126 221V220H125ZM138 221V220H137ZM159 221V220H158ZM161 221V220H160ZM199 221V220H198ZM224 221V220H223ZM34 222V221H32ZM92 222V221H91ZM101 222V221H100ZM106 222V221H105ZM116 222V221H115ZM118 222V221H117ZM132 222V220H131ZM130 222V223H131ZM134 222V221H133ZM142 222V221H140ZM164 222V221H163ZM201 222V221H199ZM226 222V221H225ZM229 222V221H228ZM243 222V221H242ZM61 223V222H60ZM71 223V222H70ZM94 223V222H93ZM99 223V222H98ZM104 223V222H103ZM111 223H113L111 221ZM110 223V224H111ZM129 223V224H130ZM158 223V222H157ZM231 223V222H230ZM229 223V224H230ZM240 223V221H239ZM53 224V223H52ZM67 224V223H66ZM100 224V223H99ZM98 224V225H99ZM116 224V223H115ZM119 224V223H118ZM125 224V222H124ZM127 224V222H126ZM132 224V223H131ZM138 224V223H137ZM141 224V223H140ZM155 224V223H154ZM232 224V223H231ZM236 224V223H235ZM244 226L247 227L248 225L243 222ZM61 225V224H60ZM59 225V227H60ZM72 225V224H71ZM77 225V223H76ZM81 225V224H80ZM112 225V224H111ZM114 225V224H113ZM123 225V224H122ZM142 225H145L144 223ZM160 225V224H159ZM210 225V224H209ZM262 225V224H261ZM9 226V225H8ZM58 226V225H57ZM64 226V225H63ZM93 226V227H92ZM92 230L96 228H94L95 225H92ZM97 226V224H96ZM110 226V225H109ZM108 226V227H109ZM134 226V225H133ZM139 226V225H138ZM137 226V228H138ZM147 226V225H146ZM156 226V225H155ZM165 226V225H164ZM241 226V225H240ZM10 227V226H9ZM84 227V226H83ZM111 227H114V226H111ZM117 227V226H116ZM115 227V230H119V228L116 229ZM131 227V226H130ZM143 226H141L142 228ZM145 227V226H144ZM162 227V226H161ZM160 227V228H161ZM201 227H203V225L201 224ZM211 227V226H210ZM230 227V226H229ZM57 228V227H56ZM65 228V227H64ZM104 228V227H103ZM132 228V227H131ZM130 228V230H131ZM134 228V227H133ZM225 228V226H224ZM222 228V230L224 229ZM235 228V227H234ZM249 228V227H248ZM99 229V228H98ZM114 229V228H113ZM150 229V228H149ZM152 229V228H151ZM159 229V227H158ZM174 230L176 228H173ZM197 229V228H196ZM204 229V228H203ZM210 229V228H209ZM221 229V228H220ZM229 229V228H228ZM260 231L257 232V236L251 241V243L248 245V247H245L243 248L242 250L240 251H236V252H228V251H215V252H207V251H203L202 253H200V250L197 248V247H194L193 248V253H196V257L195 258H190V259H186L185 261L183 262H180V263H175V264H256L258 263L259 260H261V257L264 255V222H263V225L262 227L259 228ZM10 230V229H9ZM8 230V231H9ZM61 230V229H60ZM108 230V229H107ZM133 230V229H132ZM135 230H136V226H135ZM147 230V229H146ZM163 230V229H162ZM177 230V229H176ZM205 230V229H204ZM68 231V230H67ZM94 231V230H93ZM102 231V230H101ZM120 231V230H119ZM139 231V229H138ZM211 231V230H210ZM247 231V230H246ZM85 233V231H83ZM82 232V233H83ZM99 232V231H98ZM136 232V231H135ZM177 232V231H176ZM180 232V230L178 231ZM205 232V231H204ZM260 232V233H259ZM138 233V232H137ZM140 233V232H139ZM170 233V232H169ZM186 233V232H185ZM212 233V232H211ZM220 233V232H219ZM225 233V232H224ZM233 233V232H232ZM43 236L45 237L46 235L44 234V232L42 233ZM204 234V233H203ZM206 234V232H205ZM209 234V233H208ZM229 234V233H228ZM234 234V233H233ZM20 235H23L22 233ZM49 235V234H48ZM163 235V234H162ZM214 235V234H213ZM33 236V235H32ZM40 236V235H39ZM42 236V238H44ZM54 236V235H53ZM51 237L50 236H47L49 238H47L48 242L53 244L55 247H57L58 249H60L62 251V255H63V259L65 262V264H70L71 263V260H70V256L68 255V252L66 251V248L61 244L60 241H58L59 239H56L55 237ZM187 236V235H186ZM217 236V235H216ZM25 237L22 236V238L24 239ZM57 237V236H56ZM61 237V236H60ZM218 237V236H217ZM224 237V236H223ZM21 238V240H22ZM30 238L31 240V237H28ZM40 238V237H39ZM233 238V237H232ZM231 238V239H232ZM27 239V238H26ZM32 239H34V237H32ZM109 239V238H108ZM188 239V237H187ZM44 240V239H43ZM62 240V239H61ZM111 240V239H110ZM230 241V240H229ZM26 242V241H25ZM34 242V241H33ZM83 242V241H82ZM110 242V241H109ZM228 242V241H227ZM70 243V242H69ZM229 243V242H228ZM11 244V243H10ZM37 244V243H36ZM40 244V243H39ZM44 244V243H43ZM111 244V243H110ZM114 244V243H113ZM33 245V244H32ZM52 245V246H53ZM72 245V244H71ZM112 245V244H111ZM228 245V244H227ZM23 246V245H22ZM26 246V245H25ZM34 246V245H33ZM39 246V245H38ZM45 246V245H44ZM74 246V245H73ZM114 246V245H113ZM225 245H223L224 247ZM13 247V246H12ZM21 247V246H20ZM30 247V246H28ZM96 247V246H95ZM16 248V247H15ZM85 248V247H84ZM220 248V247H219ZM5 248H2L0 247V250H4ZM35 249V247H34ZM13 250V249H12ZM51 250V249H50ZM11 251V250H10ZM15 251V250H13ZM56 251V250H55ZM9 252V251H8ZM4 252H2L3 254ZM12 253V251H11ZM11 253H6V254H10ZM16 253V252H15ZM32 253V252H31ZM1 254V253H0ZM1 254V255H2ZM13 254V253H12ZM54 254V253H53ZM191 254V253H190ZM51 256V255H50ZM189 256H193V255H189ZM5 256H3V259H4ZM9 256L6 255L5 258H7ZM13 257V256H11ZM15 257V256H14ZM2 258V257H1ZM0 258V260H1ZM9 260V258H7ZM11 259V258H10ZM14 260H16V258H13ZM18 259V257H17ZM48 260H50L49 258H47ZM6 260V259H4ZM6 260L7 263L5 264H15L14 262H11L10 260L8 261ZM13 260V261H14ZM52 260V259H51ZM2 262V261H1ZM0 262V263H1ZM11 262V263H10ZM51 262V261H50ZM37 263V262H36ZM3 264V262L1 263ZM17 264V263H16ZM72 264V263H71Z\"/></svg>", "mask_w": 264, "mask_h": 264}, {"label": "snow or ice", "instance_id": "3", "mask_svg": "<svg viewBox=\"0 0 264 264\" xmlns=\"http://www.w3.org/2000/svg\"><path fill=\"white\" fill-rule=\"evenodd\" d=\"M57 82H59V81H57Z\"/></svg>", "mask_w": 264, "mask_h": 264}]
</instances>
